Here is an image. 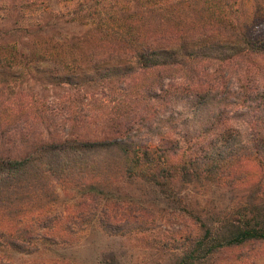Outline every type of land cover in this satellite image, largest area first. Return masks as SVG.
Listing matches in <instances>:
<instances>
[{
	"label": "trees",
	"instance_id": "1",
	"mask_svg": "<svg viewBox=\"0 0 264 264\" xmlns=\"http://www.w3.org/2000/svg\"><path fill=\"white\" fill-rule=\"evenodd\" d=\"M62 2L0 0V253L73 231L146 235L168 211L194 229L154 246V264L251 258L264 245V0ZM194 189L242 195L200 208Z\"/></svg>",
	"mask_w": 264,
	"mask_h": 264
},
{
	"label": "rangeland",
	"instance_id": "2",
	"mask_svg": "<svg viewBox=\"0 0 264 264\" xmlns=\"http://www.w3.org/2000/svg\"><path fill=\"white\" fill-rule=\"evenodd\" d=\"M50 4L54 9L63 11L66 9L62 0H50ZM6 91L7 85L0 83V102H7ZM74 195L75 193L72 192L71 198ZM186 195L188 203L193 205L197 203L200 208L215 206L217 209H229L237 203L242 193L214 190L203 193L194 189L191 194ZM193 229V222L189 216L166 211L163 214L157 213L153 230L146 235L112 240L89 232L73 231L64 239H60L58 245L51 250L41 247L27 256L0 253V264H100L102 252L114 249H118L122 255L126 254L123 258L126 264H154L152 254L157 251L154 246L157 247L162 241H168L169 246L175 248L180 245L179 241L182 237ZM241 264H264V245Z\"/></svg>",
	"mask_w": 264,
	"mask_h": 264
}]
</instances>
